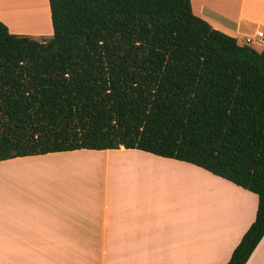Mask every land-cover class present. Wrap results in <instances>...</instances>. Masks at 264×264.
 Here are the masks:
<instances>
[{"label": "trees", "instance_id": "16d2710c", "mask_svg": "<svg viewBox=\"0 0 264 264\" xmlns=\"http://www.w3.org/2000/svg\"><path fill=\"white\" fill-rule=\"evenodd\" d=\"M52 37L0 20V161L135 149L188 162L259 198L226 264L264 237V51L192 0H50Z\"/></svg>", "mask_w": 264, "mask_h": 264}, {"label": "crops", "instance_id": "0c3cea01", "mask_svg": "<svg viewBox=\"0 0 264 264\" xmlns=\"http://www.w3.org/2000/svg\"><path fill=\"white\" fill-rule=\"evenodd\" d=\"M192 7L264 51L257 35L264 0H192ZM0 20L14 34H54L50 0H0ZM188 192L192 206L184 209ZM258 204V195L204 168L142 150L0 161V264H79L82 248H97V264H226ZM247 264H264V237Z\"/></svg>", "mask_w": 264, "mask_h": 264}, {"label": "rangeland", "instance_id": "374dc122", "mask_svg": "<svg viewBox=\"0 0 264 264\" xmlns=\"http://www.w3.org/2000/svg\"><path fill=\"white\" fill-rule=\"evenodd\" d=\"M125 169H128V167H126ZM129 170H131L132 173L138 172L137 171L138 169L136 167L132 168L131 166H129ZM188 193L185 194V197H184V200H183V206L182 207L184 209H185V207H186V209H188V208H191V206H192L191 194H190V192H188ZM181 205H182V202H181ZM59 249L60 250H63V249L64 250H69V248H58L57 250H59ZM83 249H86L85 250L86 256L85 257H80L81 259H83V261H81V263H79V264H97L96 263V251H97V248H82L81 252H83ZM81 255H83V253H81ZM61 259H63V258H61ZM86 259H87V261H86Z\"/></svg>", "mask_w": 264, "mask_h": 264}, {"label": "built area", "instance_id": "2783aa9c", "mask_svg": "<svg viewBox=\"0 0 264 264\" xmlns=\"http://www.w3.org/2000/svg\"><path fill=\"white\" fill-rule=\"evenodd\" d=\"M257 35H258L259 38H263L264 37V32L263 31H260V32H258Z\"/></svg>", "mask_w": 264, "mask_h": 264}, {"label": "bare ground", "instance_id": "6f19581e", "mask_svg": "<svg viewBox=\"0 0 264 264\" xmlns=\"http://www.w3.org/2000/svg\"><path fill=\"white\" fill-rule=\"evenodd\" d=\"M9 1V0H8ZM88 158H93V157H88Z\"/></svg>", "mask_w": 264, "mask_h": 264}]
</instances>
